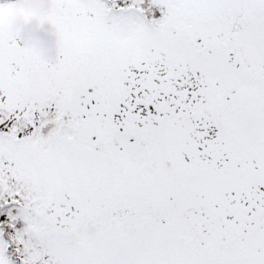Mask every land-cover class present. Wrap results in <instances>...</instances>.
Here are the masks:
<instances>
[{
  "label": "snow or ice",
  "instance_id": "snow-or-ice-1",
  "mask_svg": "<svg viewBox=\"0 0 264 264\" xmlns=\"http://www.w3.org/2000/svg\"><path fill=\"white\" fill-rule=\"evenodd\" d=\"M0 0V264H264V0H49L41 62Z\"/></svg>",
  "mask_w": 264,
  "mask_h": 264
},
{
  "label": "clouds",
  "instance_id": "clouds-1",
  "mask_svg": "<svg viewBox=\"0 0 264 264\" xmlns=\"http://www.w3.org/2000/svg\"><path fill=\"white\" fill-rule=\"evenodd\" d=\"M49 0H17L8 12L9 19L13 30H16L20 14H28L35 10L44 11L47 9ZM36 22L31 21L17 31V41L22 48L33 50L41 62H50L54 55H62L64 52V41L66 30L56 31L54 35H43L36 31Z\"/></svg>",
  "mask_w": 264,
  "mask_h": 264
},
{
  "label": "rangeland",
  "instance_id": "rangeland-1",
  "mask_svg": "<svg viewBox=\"0 0 264 264\" xmlns=\"http://www.w3.org/2000/svg\"><path fill=\"white\" fill-rule=\"evenodd\" d=\"M17 1H15L13 4H15ZM20 2H23V0H20ZM35 11H37V10H35ZM34 12V11H33ZM32 13V12H31ZM31 13H28V14H20V16H27V15H30ZM19 16V17H20ZM18 20H19V18H18ZM29 23V22H28ZM27 25V23L26 24H22V25H19V28H18V31L23 27V26H26ZM36 25H37V27H36V31L37 32H40V33H42L43 35H48V36H51V35H54L55 34V32L56 31H54L52 28H51V26H49V25H47V24H45L44 26H41V25H38L37 23H36Z\"/></svg>",
  "mask_w": 264,
  "mask_h": 264
}]
</instances>
